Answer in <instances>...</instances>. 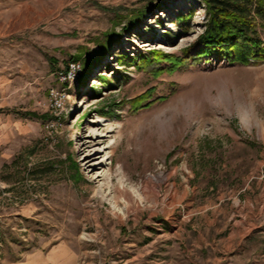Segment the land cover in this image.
Wrapping results in <instances>:
<instances>
[{
    "label": "rangeland",
    "instance_id": "1",
    "mask_svg": "<svg viewBox=\"0 0 264 264\" xmlns=\"http://www.w3.org/2000/svg\"><path fill=\"white\" fill-rule=\"evenodd\" d=\"M206 21L201 0H0V264H264V143L244 126L246 103L264 116V28L247 65L119 59L194 54Z\"/></svg>",
    "mask_w": 264,
    "mask_h": 264
},
{
    "label": "trees",
    "instance_id": "2",
    "mask_svg": "<svg viewBox=\"0 0 264 264\" xmlns=\"http://www.w3.org/2000/svg\"><path fill=\"white\" fill-rule=\"evenodd\" d=\"M201 1L205 4L207 21L205 22L204 30L198 36L200 47L194 54H190L189 47H186L181 55L169 53L161 49H151L139 55L122 53L119 55L121 64L124 66H137L158 76L166 70L174 72L179 69H185L190 64L199 63L204 56H212L222 48L227 49L231 61L245 65L249 64V57L251 55L256 56L253 48L260 47L263 42L259 27L264 28V0ZM146 9L140 11L133 21L144 16L147 11ZM195 11L196 8H193L189 13L181 14L179 21L191 20ZM131 25H133V22ZM123 29L126 30L128 27L125 26ZM112 40V38H109L107 42L101 45L104 51L111 48ZM234 51L238 53L233 57L231 54ZM260 51V54L256 58H262L264 55V49L260 47ZM73 60H78V56L75 55ZM163 63H167V65L162 67L161 64ZM90 72L91 66L82 78V83H85L86 77ZM151 91L153 90L150 89L144 94L131 99L132 107L135 109L141 107L143 102L148 101L150 98ZM166 97H160L159 100ZM151 104V102L147 103L148 106ZM29 114L36 115L35 112H30Z\"/></svg>",
    "mask_w": 264,
    "mask_h": 264
},
{
    "label": "clouds",
    "instance_id": "3",
    "mask_svg": "<svg viewBox=\"0 0 264 264\" xmlns=\"http://www.w3.org/2000/svg\"><path fill=\"white\" fill-rule=\"evenodd\" d=\"M245 108L249 118L244 121V126L246 129L251 128L252 135L258 142L264 143V116H260L252 104L246 103Z\"/></svg>",
    "mask_w": 264,
    "mask_h": 264
},
{
    "label": "built area",
    "instance_id": "4",
    "mask_svg": "<svg viewBox=\"0 0 264 264\" xmlns=\"http://www.w3.org/2000/svg\"><path fill=\"white\" fill-rule=\"evenodd\" d=\"M80 69H81V67L79 64H77V62L72 63L70 65L69 71H66V72L62 71L60 73V78L65 79V80H71V79L75 80L79 77V74L81 72Z\"/></svg>",
    "mask_w": 264,
    "mask_h": 264
},
{
    "label": "bare ground",
    "instance_id": "5",
    "mask_svg": "<svg viewBox=\"0 0 264 264\" xmlns=\"http://www.w3.org/2000/svg\"><path fill=\"white\" fill-rule=\"evenodd\" d=\"M135 190L129 189L124 184L123 176L120 178V198L125 199L127 201V205L130 206L133 200Z\"/></svg>",
    "mask_w": 264,
    "mask_h": 264
}]
</instances>
